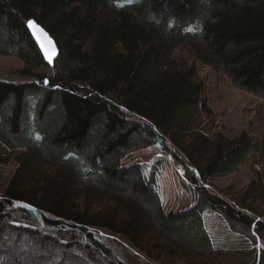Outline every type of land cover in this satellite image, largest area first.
Returning <instances> with one entry per match:
<instances>
[{
  "label": "trees",
  "instance_id": "obj_1",
  "mask_svg": "<svg viewBox=\"0 0 264 264\" xmlns=\"http://www.w3.org/2000/svg\"><path fill=\"white\" fill-rule=\"evenodd\" d=\"M32 19L57 43L54 66ZM183 45L264 99V0H0V53L37 78L0 80V143L22 151L0 194V264H123L91 228L158 264H264L263 172L232 200L207 187L246 159L253 140L206 131L211 111L195 64L176 57ZM155 144L196 188L190 209L165 213L143 168L121 163ZM207 210L259 237L260 254L215 249Z\"/></svg>",
  "mask_w": 264,
  "mask_h": 264
},
{
  "label": "rangeland",
  "instance_id": "obj_2",
  "mask_svg": "<svg viewBox=\"0 0 264 264\" xmlns=\"http://www.w3.org/2000/svg\"><path fill=\"white\" fill-rule=\"evenodd\" d=\"M8 39L5 31H1ZM176 57L183 62L195 64L198 76L203 83V99L209 106L211 118L203 113V125L208 133H223L230 139L247 133L253 140V146L246 159L231 173L209 179L207 187L213 192L234 199L257 184V172L264 176V99L237 87L228 75L212 66L197 61L191 48L181 46ZM23 62L13 55L0 53V80L25 83L36 81L21 73ZM22 151H11L0 143V194L17 170V159ZM123 165L138 164L144 170L147 180L160 195L165 213L190 209L196 201V188L186 177L179 164L159 146L152 145L135 150L123 158ZM243 192V193H242ZM239 193V194H238ZM236 195V196H235ZM240 196V197H241ZM203 220L215 249L220 253L240 254L249 249L261 252V239L257 241L233 231L226 219L214 210H207ZM94 236L113 251L123 264H158L138 251L121 235L91 228ZM84 264H100L101 261L89 256ZM164 264H182L178 259L169 257Z\"/></svg>",
  "mask_w": 264,
  "mask_h": 264
},
{
  "label": "snow or ice",
  "instance_id": "obj_3",
  "mask_svg": "<svg viewBox=\"0 0 264 264\" xmlns=\"http://www.w3.org/2000/svg\"><path fill=\"white\" fill-rule=\"evenodd\" d=\"M29 29L32 30L33 36H35L36 40L40 43L41 49H43L45 56L49 60V62H52L54 55H56V49L54 42L52 41L51 37L48 35L45 30L40 27L36 21L34 20H28L27 21ZM190 31L193 29H189ZM44 37L45 39H41V37ZM49 48H51V51H49ZM45 83H48V81H45Z\"/></svg>",
  "mask_w": 264,
  "mask_h": 264
},
{
  "label": "water",
  "instance_id": "obj_4",
  "mask_svg": "<svg viewBox=\"0 0 264 264\" xmlns=\"http://www.w3.org/2000/svg\"><path fill=\"white\" fill-rule=\"evenodd\" d=\"M33 20V19H32ZM35 21V20H34ZM37 23V22H36ZM38 24V23H37ZM40 27H42L40 24H38ZM27 26H28V24H27ZM43 28V27H42ZM28 29H29V27H28ZM44 29V28H43ZM45 30V29H44ZM29 31L31 32V34H32V36H33V33H32V30L31 29H29ZM45 32H47L46 30H45ZM48 33V32H47ZM48 35L51 37V35L48 33ZM33 38H34V40H35V42L37 43V45H38V47H39V49L41 50V52H42V55L44 56V59L46 60V62L50 65V66H54V63H55V61H56V59L58 58V56H59V48H58V46H57V43L55 42V40L51 37V39H52V41L54 42V45H55V49H56V55H54V57H53V60H52V62H49V60L47 59V57L45 56V54H44V51H43V49H41V47H40V43L36 40V38H35V36H33ZM41 39L43 40V39H45L43 36L41 37ZM49 51H51V48H49Z\"/></svg>",
  "mask_w": 264,
  "mask_h": 264
}]
</instances>
